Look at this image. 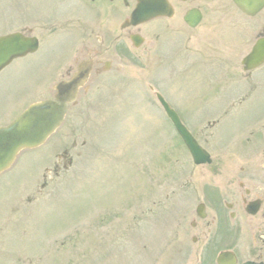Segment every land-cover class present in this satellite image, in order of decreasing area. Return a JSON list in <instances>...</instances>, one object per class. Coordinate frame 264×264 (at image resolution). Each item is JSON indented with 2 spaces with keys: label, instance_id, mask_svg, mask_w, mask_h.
Returning a JSON list of instances; mask_svg holds the SVG:
<instances>
[{
  "label": "rangeland",
  "instance_id": "1",
  "mask_svg": "<svg viewBox=\"0 0 264 264\" xmlns=\"http://www.w3.org/2000/svg\"><path fill=\"white\" fill-rule=\"evenodd\" d=\"M97 6L100 9L107 7L102 4ZM62 8L64 16L77 12L87 19L78 2L72 6L73 12L67 0H0V35L25 27L35 30L33 35L45 38H40L35 54L13 61L0 72V126L12 121L31 103L47 98L53 75V81L59 78L62 70L91 51L90 45L101 49L99 43L103 39L96 30L89 32L96 21L87 20L90 36L82 35L77 42H83L79 46L76 42L70 59L74 37L87 31L73 27L65 32L61 23L64 16L58 23L60 25L51 26L49 30L42 27L50 25L44 22L57 17ZM239 19L234 18L236 23ZM57 32L60 33L51 34ZM142 33L147 39V29H143ZM232 34L228 30L225 32V46L233 41ZM103 41L111 44L106 38ZM128 52V57L120 62L109 57V53L113 56L110 48L103 60L112 59V70L94 79L88 97H82L78 106L70 110L67 125L60 130L59 134L65 137L68 126L74 129L73 139L66 143L75 140L77 145L87 144L86 151L78 146V151L83 154L77 159L73 157L75 164L70 170L55 177L51 165L47 172L42 173L46 178L41 179V175L36 179L57 151L59 141L53 135L44 146L23 152L12 172L2 177L0 264H37L38 257L39 264H57L55 260L59 252L57 245L53 244L55 240L51 239L66 236L71 231H82L84 236L81 233L76 235L72 250L62 252V264H66L68 259L73 261L75 254L78 255L76 264H85L86 227L90 222L91 226L96 222L97 214L104 207L119 208L124 204V224L134 226L139 232L133 234L130 230V235L125 236L123 261L120 257L115 258V254L111 256L110 249L113 247H105L109 252L108 264H117L115 260L118 264H151L153 260L155 264H163L168 254L177 259L176 252H195L196 247L189 244L190 235L186 237L185 233L187 225L184 218L189 217L187 212L194 204V199L190 202L187 196L192 194V188L203 183L210 168L192 170L186 152L174 141L173 131L154 109L155 103L146 91L155 65L151 60L149 41L140 49ZM216 66L215 60L205 59L201 48L181 47L177 55L168 56L158 69L157 74L161 73L163 80L162 95L169 104L180 106L175 110L181 120L185 119L181 108L189 119L195 121L199 116L213 115L216 102L204 87L206 81L211 83L212 91L219 87ZM228 79L240 88L247 85L245 80L239 82L243 77L236 72H231ZM226 96V93L220 94L217 107L225 105ZM259 101V98L252 97L241 105L232 106L239 115L229 124L225 121V124L230 130L248 125L260 114V108L252 110ZM226 111L230 113L233 110ZM136 163L138 176L135 174ZM138 192L136 202L135 194ZM17 200L22 204L28 200L31 207L11 216ZM128 203H136V207ZM105 214L109 219L116 217L110 216L112 213L107 211ZM131 221L134 224H130ZM113 226L109 229L114 230ZM136 236L138 239L135 242ZM93 237L85 238L89 246L94 245ZM115 237L111 238L109 233L110 245L121 244L117 240L119 237ZM67 241L60 240L58 248L62 250ZM148 252L154 254L145 257Z\"/></svg>",
  "mask_w": 264,
  "mask_h": 264
},
{
  "label": "flooded vegetation",
  "instance_id": "2",
  "mask_svg": "<svg viewBox=\"0 0 264 264\" xmlns=\"http://www.w3.org/2000/svg\"><path fill=\"white\" fill-rule=\"evenodd\" d=\"M116 1V4L103 9L105 14L116 19L123 17V20L136 5L135 0ZM165 1L172 8V17L154 20L156 25L151 28L153 42L167 38L170 48L173 46L172 54L177 55L181 47L188 49L191 41L196 42V47L201 44L203 34L197 30L205 22H213L208 25V32H211L208 38L212 41L209 47L213 51L209 60L215 57L219 71L239 69L247 84L245 98H259V104L253 105V108H260L262 113L261 119L255 121L256 125L248 130V137L242 143L245 149L243 157L236 159L221 150L215 154V160L218 161L215 179L204 185L208 191L206 206L210 212L209 221L191 224V230L196 234L192 241L198 244L208 237L207 243L217 247L218 252H184L180 264H215V257L221 251H230L237 264L248 261L264 264V63L244 73L239 62L250 51L254 40L264 37V9L257 15L259 19L254 21L241 14L230 0ZM194 10L199 11L200 22L196 27L189 28L184 17ZM235 17L240 18L237 23ZM227 30L233 32V41L229 46L223 43ZM128 31L125 30L127 36ZM106 52L98 51L92 58V65L97 67L98 74L110 66L107 62L103 63L102 57L98 55L100 53L103 56ZM258 70L262 72L253 74ZM222 148L220 144L218 149ZM225 156H229L228 160L232 163L225 165L222 162ZM237 160L238 167L235 163ZM210 224H215L216 229L212 230Z\"/></svg>",
  "mask_w": 264,
  "mask_h": 264
},
{
  "label": "water",
  "instance_id": "3",
  "mask_svg": "<svg viewBox=\"0 0 264 264\" xmlns=\"http://www.w3.org/2000/svg\"><path fill=\"white\" fill-rule=\"evenodd\" d=\"M147 10H139L132 16L134 20L140 19ZM149 19V16L146 17ZM139 21V20H138ZM136 23V22H135ZM36 41L33 39H23L18 35L0 39V69L9 63L13 58L20 57L36 49ZM85 78V74L82 76ZM81 79L76 77L71 81L72 85L59 84L56 86L57 94L54 95L57 105L54 102H42L30 106L18 119L6 128L0 129V172L7 169L16 154L22 149L38 147L59 125L64 115L65 104L72 101L75 97L77 86L81 85ZM69 86V87H68ZM172 118L176 131L179 132L183 141L187 145L196 164L204 162V157L194 142L190 139L184 129L178 124L174 115L167 111Z\"/></svg>",
  "mask_w": 264,
  "mask_h": 264
}]
</instances>
